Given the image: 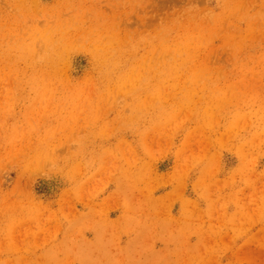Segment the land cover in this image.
<instances>
[{"label": "rangeland", "instance_id": "1", "mask_svg": "<svg viewBox=\"0 0 264 264\" xmlns=\"http://www.w3.org/2000/svg\"><path fill=\"white\" fill-rule=\"evenodd\" d=\"M21 1L27 6L32 5L31 0ZM36 1L45 8L54 5L53 0ZM187 1L189 4L153 0V5L147 7V13L135 7L129 24L133 29L137 28L139 18L146 17V20H149L148 17L155 14L157 9L160 10V14L183 7L189 8L191 5V7L217 10V0ZM104 2L101 0L100 5L92 0L70 1L69 5L59 6L45 17L37 16L36 19H40V26L43 27L40 33L46 32L44 28H49L50 32L57 28L58 31H55L54 35L55 41H58L70 33V29L78 27L79 21H85L88 31L95 30L99 26L95 22L98 17L97 8L104 9ZM14 9V6H9L6 0H0V57L12 58L17 62L21 53L25 51V48L21 47L22 43L26 42L31 46V37L24 35L26 39L22 38L19 29L23 25H20L19 19L12 16ZM252 9L253 6L242 13H247V10L251 12ZM31 13V11L26 12L25 18L31 17L29 15ZM59 19L64 23L57 24L56 21ZM125 26L126 21L123 20L121 28L124 29ZM212 43L216 47L220 45L218 39H214ZM58 44L59 41L56 45ZM36 45L35 51L38 52L33 59H40L54 52L52 50L54 45L50 52L40 47L42 41L36 42ZM78 45L79 41L75 43L76 49L72 51L75 53L69 61L68 67L72 79L70 84L58 79H53L51 83L38 80L27 84L29 81L23 78L22 74H18L19 79L0 81V154L7 148H17L13 156L3 154L4 157L0 159V194L14 189L21 164L33 156V153L47 148L57 149L54 158L47 161L46 174L32 177V182L30 180L26 190L34 197L35 202L38 204L42 202L52 214L47 211L41 214L31 206L32 210L22 215L24 224L18 226L20 231H11V234L16 232L13 235L15 239L10 243V241L6 242L8 237L0 236V243L6 242L9 244L7 246L17 245L18 239L28 238L26 243L31 247L30 251L34 256L29 258L28 252L17 254V257L22 258L23 264H32L36 260L44 259L46 262L41 261L42 264H133L131 261L144 264L142 260H149L152 250L148 245L126 248L130 240L141 238L144 243H156L158 251L164 246L163 242L171 243L174 235L188 236L190 232H197L198 222H204L207 230L209 226H214L227 232L225 226L229 225L234 228V233L230 232V236L233 234L235 237L238 235L239 238L249 236L238 242L236 241L238 237L229 240L228 246H223L217 235L213 236V240L210 239V242L217 244L214 246L216 256L223 258V264L230 262L236 264L237 253L249 238L254 240L258 238L264 243V134H261L262 129L258 127L263 122L264 111L261 110L264 109V104L245 110L244 119H241L236 126L235 118L232 119L229 142L236 144L235 137H241L244 148L242 158L239 159L232 145L225 140L222 145L214 143L206 154L193 145L192 149H195L193 152L186 146L187 135L193 130L188 122V116L185 118L175 111L167 114L171 119L164 120V123L151 117L145 122L139 121L136 117L138 111L133 113L128 111V118L123 119L124 122L119 119L114 124L111 122L117 117L115 111L106 118L107 120L104 116L100 117L91 103L103 98L104 102L101 105L112 109L114 101L119 103L125 98L123 104L127 102L135 107L133 101L140 95L141 80L126 82V86H120L123 82H106L99 79V73L109 75L110 71L103 69V64L98 65L102 68L100 72L95 71L85 52L78 49ZM254 53V50L250 49L243 51L239 58L240 64H247V56ZM227 56L228 54L223 57ZM256 57L259 64L250 62L249 67L254 69L249 72L250 74L247 73L246 81L250 83L251 78L258 75L261 79L256 80L253 77V83L264 84V70H262L264 51L257 53ZM248 71L250 70H244L245 73ZM137 72L142 74L140 69ZM227 72L236 73L232 70ZM104 82L107 84L104 85ZM76 84L81 86L80 90L77 89ZM24 89H27L29 99L23 97ZM147 95L151 101L147 111L153 112L158 101L151 100L153 93L149 89ZM174 100L176 103L168 102V105L177 106L181 102L178 99ZM214 102L217 101L209 99L199 110H214L216 107ZM26 108L28 111L32 109V114H22ZM235 110L234 106H229L224 111V116L234 114ZM251 114L253 117H250ZM71 115L77 116L79 123L67 121V125L63 121L64 116ZM162 123L163 125H159ZM158 125L161 127L159 130L167 131L168 135L175 133V137L170 138L169 144L166 143L161 147L158 146V137H154L153 132ZM142 133L144 138L141 136ZM122 141L128 142L130 148L136 149L138 164L144 161L146 162L144 165L153 167L149 176H138L129 171L132 158L127 153L128 145L121 144ZM145 144L148 150H144ZM179 150L182 155L177 158ZM202 156L204 158H201ZM16 159L19 161L17 162ZM77 166H82L79 172L76 170ZM153 170L156 174L165 177L175 170L187 174L186 189L182 193L183 199H190L199 206L200 216L197 219L191 215V221H187L188 217L182 215L180 210L183 199L181 198H172L167 203L168 211L174 216V220L181 224L171 225L164 222L160 226L161 219L156 212L151 211L152 215L148 216L151 206L147 204L142 192L148 194L146 182L154 178ZM197 183L199 184L196 185ZM174 185L159 187L158 184L152 192L153 197L166 195L173 190ZM194 185L197 187L195 188ZM6 212L0 206V220ZM6 229V225L1 228L2 231ZM144 230L148 232L153 230V237L146 238L149 240L142 239L140 233ZM160 234L161 239H159ZM196 242L197 238L191 237L189 243ZM170 249L171 254L178 253V264H188L189 259L191 264H200L198 261L201 259L189 246L170 247ZM168 251L169 249L164 252V258L169 255ZM238 256L241 258L240 255ZM15 258L5 255L0 257V264L10 260L15 262ZM192 260L196 262L192 263ZM259 264H262V261H259Z\"/></svg>", "mask_w": 264, "mask_h": 264}, {"label": "bare ground", "instance_id": "2", "mask_svg": "<svg viewBox=\"0 0 264 264\" xmlns=\"http://www.w3.org/2000/svg\"><path fill=\"white\" fill-rule=\"evenodd\" d=\"M25 1L28 2V0ZM70 1L81 0H53L54 5L50 8L42 7V4L36 0H31V6L25 5L21 0H6L9 6H14L15 8L12 16L19 19L20 25H23V29H19L22 38H25L24 35L31 37V46L26 42L22 43L21 47L25 48V51L21 53L17 62L13 61L12 58L6 57L5 59H1L0 57V81L19 79L18 74H22L24 76L22 77L29 81L27 84L38 80L51 83L53 79H58L59 81L65 80L64 83L70 84L72 79L68 67L69 61L70 57L75 53L72 52L76 49L75 43L79 41L78 49L85 52L89 63L94 66L95 71L100 72L102 68L110 71L109 75L99 73V79L106 80V82H123L120 86H126V82L134 80L138 82L141 80L140 95L133 101L135 107L127 102L123 104L122 102L125 98H122L119 103L114 101L111 106L112 109L101 105L104 102L103 98H100L93 104L91 103L94 106L95 112L100 117L104 116V119L107 120L106 118L115 111L117 117L111 122L114 124L119 119L121 122H124L123 119L128 118V111L132 113L138 111L136 117L139 121L144 120L145 122L148 117H151L153 120L164 123V120L171 119L167 114L175 111L176 114H182L185 118L188 116V122L193 128L187 135V148L192 149L193 145H195L197 150L206 154L211 150L214 143L222 145L225 140L228 144L232 145L235 153L239 155V159L243 157L244 153L242 150L244 148L241 137H235L236 144H232L229 142L231 139L229 134L233 118H235L234 125L236 126L241 119H244L245 110L264 104V84L262 82L253 83L254 76L251 78L250 83L246 81L247 73L250 74L249 72H252L254 69V67H249L250 62L259 64L256 55L262 50L264 51V0H217V10L191 7V5L189 8L183 7L182 9L160 14V10L157 9L155 14L148 17L149 20H146V17L139 18L136 26L139 28L138 30L137 28L133 29L132 25L129 24L131 13L135 7L147 13V7L153 5V0H104L105 8H97L98 17L95 22L99 26L95 30L88 31L85 27V21H79L78 27L70 29V33L58 40L59 44L57 46L58 41H55L54 35V32L58 31L57 28L53 32H50L49 28H44L46 32L40 33L43 27L40 26V19H36V17H45L57 7L69 5ZM92 1L101 5V0ZM170 3L189 4L187 0H170ZM251 6H253L251 12L247 10V13H242V11ZM30 11L32 12L29 14L31 17L25 18V13ZM123 20L126 21L124 29L121 28ZM56 23L63 24L64 21L59 19ZM214 39L220 41L218 47L213 45ZM38 41H42V46L40 47H43L46 51H49L54 45L55 47L52 48L54 52L40 59H33L38 52L35 51L37 47L36 42ZM246 49L254 50L255 53L247 56V64H240V55ZM226 54L228 56L224 58L223 56ZM101 64H103L102 68L98 66ZM138 69L141 70L142 74H138ZM246 69L250 71L245 73L244 70ZM230 70L236 71V73H228L227 71ZM239 77L242 79L240 80ZM254 79L260 80L261 77L257 75ZM106 82H104V85L107 84ZM226 82L228 83L226 84ZM145 85L153 93L151 100L158 101V105L153 108V112L147 111L148 104L151 101L148 98V89ZM76 87L78 90L81 89L79 84H76ZM22 95L25 99H29L27 89ZM174 99H178L181 102L177 106L168 105V102L170 104L176 103ZM209 99L217 101L216 103L214 102V107L216 106L214 110L207 109L209 110H206L207 112L199 110ZM229 106H234L236 110L234 114L224 116V111ZM31 111L33 112L32 109ZM31 111H28V108H26V111L22 112V114L29 115L32 114ZM261 111H264V109ZM254 116L257 117L256 114ZM250 117H253V114ZM64 118L63 121L67 125V121L79 123L77 116H64ZM262 120L263 122L258 127L262 129L260 131L261 134H264V115L262 116ZM222 122L224 123L222 124ZM163 123L159 125H163ZM159 125L153 132L154 137H158V146L161 147L166 143L169 144L170 138H174L175 133L168 135L167 131L159 130L161 128ZM141 136L144 138V133ZM214 137L216 140H214ZM195 138L198 140L196 141ZM121 144L128 145V142L122 141ZM127 149L128 156L132 158L129 171L134 175L149 176L153 167H148V164L144 165L146 163L144 161L138 164L136 149L130 148L129 145ZM144 150H148L146 144ZM194 150L192 149L193 152ZM16 151L17 148L2 150L0 159L4 157L3 154L13 156L12 154H15ZM56 151V148H47L43 151H37L41 154L37 152L33 153V156L21 164L14 189L0 194V206L7 211L0 220V236L4 238L8 237L6 242L10 241L11 243L15 239L13 235L16 232L11 234V231H20L18 226L24 224V221H22L24 216L22 215L29 213L32 210L31 206L41 214L46 211L52 214L42 202L40 204L35 202L34 197L29 192H26V190L30 180L32 182V177L46 174L45 166L47 161L54 158ZM181 155L182 152L179 150L177 158ZM201 158H204V156ZM16 161L18 162L19 160L16 159ZM177 164L179 165V160ZM81 168L82 166H77L76 170L79 172ZM153 173L154 178L152 177L153 179L150 178V181L146 182L148 194L142 192L147 204L151 206L148 216L152 215L151 211L156 212L161 219L160 226L164 222L166 224L171 223V225L173 223H180L174 220V216L168 211L167 203L172 198L183 199L184 195L182 193L186 189L187 174L180 170H175V172L167 177L156 174L155 170H153ZM158 184L159 187L162 185H175L173 190L166 195L154 198L152 192ZM196 185H194L195 188L197 187ZM199 210V206L194 201L190 199L182 200L180 211L184 217H188L187 221H191L192 216L197 219L200 216ZM26 224L29 223L26 222ZM144 224L147 225V222L144 221ZM185 224L188 223L185 222ZM198 224V228H196L197 232H190L188 236L174 235L173 241L171 239V243L163 242L164 246L158 251L156 243H144L141 241V238L130 240L126 244V248H137L148 245V248L154 252H150L149 260H142L144 264L148 262H154L155 264H178V253L171 254L170 247L179 246H189L201 259L198 261L200 264H223V258L218 257V255L216 256L214 246L217 244L210 242V239L213 240V236L217 235L222 245L228 246L229 240H234L238 237L236 240L238 242L249 237L239 238L238 235L235 237L234 234L230 236V232L234 233V228L229 225L225 226L227 232H224L222 228L214 226H209V230H207L204 222H198ZM3 225L7 226L6 231L1 230ZM212 233L214 234L212 235ZM21 235L26 236L22 233ZM153 235V230H150V232L144 230L140 233V236L144 240L152 238ZM191 237L197 238L195 244L189 243ZM27 239L20 238L17 245L13 244L10 246H7L9 244L6 242H1L0 257L9 255L15 258L16 256L15 262L10 260L2 263L23 264L22 258L17 257V254L19 255L22 252L23 254L28 252L29 258L30 256H34V253L30 251L31 247L26 243ZM159 239H161V234ZM177 240L178 242H176ZM96 244L98 245V242ZM84 245L88 246L89 244ZM67 247L69 246L67 245ZM168 249L169 255L164 258V252ZM90 257L92 258L93 256ZM236 257V264H241L242 262L259 264V261H262V264H264V243H262L261 239L257 238L254 240V238H249L245 246L240 248ZM44 260H36L32 264H42L41 261ZM91 261L98 262L97 260ZM131 262L138 264L139 261ZM195 262V260H192V263ZM188 264H191L190 259L188 260Z\"/></svg>", "mask_w": 264, "mask_h": 264}]
</instances>
